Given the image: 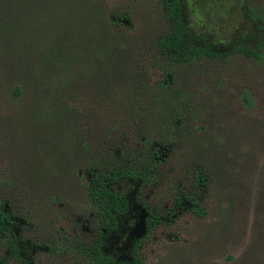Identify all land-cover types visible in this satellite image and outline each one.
<instances>
[{
	"label": "rangeland",
	"instance_id": "rangeland-1",
	"mask_svg": "<svg viewBox=\"0 0 264 264\" xmlns=\"http://www.w3.org/2000/svg\"><path fill=\"white\" fill-rule=\"evenodd\" d=\"M23 1L0 0V199L30 219L26 236L60 247L36 263L93 264L73 248L77 234L88 242L100 227L85 193L88 165H139L144 140L154 138L163 164L145 187L120 185L137 221L112 246L144 234L145 199L164 222L140 248L143 264H264V45L261 58L235 50L261 42L262 23L249 12L261 10L264 23V0H182L190 35L227 53L187 65L157 46L171 27L167 0H89L91 23L78 20L62 47L54 30L68 33L69 21L58 19L66 14ZM125 10L133 27L100 22L103 43L97 14L102 21ZM166 69L171 86L162 84ZM195 170L207 179L206 214L186 201L171 216ZM5 254L0 239V260L20 264Z\"/></svg>",
	"mask_w": 264,
	"mask_h": 264
},
{
	"label": "trees",
	"instance_id": "trees-1",
	"mask_svg": "<svg viewBox=\"0 0 264 264\" xmlns=\"http://www.w3.org/2000/svg\"><path fill=\"white\" fill-rule=\"evenodd\" d=\"M37 1L39 0H25L22 3L33 6ZM42 3L46 4L49 11L55 12L54 14H56L54 9L65 13L66 16L58 19L64 18L71 25L67 34L60 32L57 28L54 30L55 42L61 47L66 37H72L77 31L78 20L86 23H91L92 21L87 10L90 3L89 0H43ZM165 16L171 27L170 30L158 37L157 46L159 51L171 63L187 65L196 59L227 55L224 51L217 50L215 42L211 39L201 34L190 35L183 20L182 0H167L165 2ZM249 16L260 21L264 29L261 10H250ZM99 18L101 19L97 14L95 29H97V24L98 28L103 29L102 34L99 31L97 32V38L101 39L103 43L105 42V32L100 22L102 24L107 22L118 26L127 25L128 27H133L130 10H125L116 15L103 16L102 21H99ZM2 28L1 26L0 30ZM263 45L264 36L255 49L242 46L237 47L235 50L243 51L252 58H261ZM175 81L176 78L172 71L166 69L162 84L171 86ZM244 103L248 106L252 105L247 96H244ZM144 141L143 148L146 149L148 157L145 160H141L139 165L135 164L134 161L120 160L112 162L107 167L93 162L88 165V176L84 185L85 193L88 202L95 210L100 227L97 231V238L88 242L77 234L73 240V248L93 264H143L140 248L152 230L164 222L161 214L149 208L145 199H140L141 210L146 215L144 219V234L130 239L124 248L121 245L114 247L111 244L113 236L123 233L128 228L129 221L127 219L133 211L130 198L120 185L123 182H135L140 187H145L153 181L156 171L164 161L165 150L163 146L156 142L157 140L154 138H147ZM191 187V192L180 190L181 193L176 198L171 216L176 214L186 201L189 203V212L197 216L206 214L200 198L206 190L207 179L200 170H195ZM132 225L134 229L135 226L134 224ZM29 226H32L30 219L23 214L17 213L8 198L0 199V239L6 246V258L18 261L20 264H37V255L42 251L57 252L60 250L59 246L55 247L50 244L40 243L32 237L26 236L25 231ZM4 263L5 259L0 260V264Z\"/></svg>",
	"mask_w": 264,
	"mask_h": 264
},
{
	"label": "flooded vegetation",
	"instance_id": "flooded-vegetation-1",
	"mask_svg": "<svg viewBox=\"0 0 264 264\" xmlns=\"http://www.w3.org/2000/svg\"><path fill=\"white\" fill-rule=\"evenodd\" d=\"M132 204V203H131ZM139 209L141 210L142 208H141V205L139 204ZM142 212H143V210H141ZM129 218V217H128ZM130 219H132V221H133V223L132 224H134L136 221H137V218L133 215V216H131L129 219H128V221H129V225H130ZM131 224V225H132ZM161 225V224H160ZM159 226V225H158ZM157 227V226H156ZM128 230H130V231H133L134 229H133V226H131L130 228L128 227L127 228Z\"/></svg>",
	"mask_w": 264,
	"mask_h": 264
}]
</instances>
